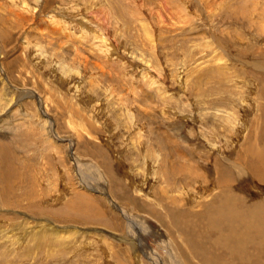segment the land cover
<instances>
[{
	"label": "rangeland",
	"instance_id": "1",
	"mask_svg": "<svg viewBox=\"0 0 264 264\" xmlns=\"http://www.w3.org/2000/svg\"><path fill=\"white\" fill-rule=\"evenodd\" d=\"M58 1L0 0V264H263L264 0Z\"/></svg>",
	"mask_w": 264,
	"mask_h": 264
},
{
	"label": "bare ground",
	"instance_id": "2",
	"mask_svg": "<svg viewBox=\"0 0 264 264\" xmlns=\"http://www.w3.org/2000/svg\"><path fill=\"white\" fill-rule=\"evenodd\" d=\"M35 1H38V0H35ZM65 1H67V0H59L58 2H59V4L62 6L61 8H67V6L65 5L66 3H65ZM64 3V4H63ZM25 4V3H24ZM26 5V4H25ZM59 7V6H58ZM69 8V7H68ZM25 9V8H24ZM54 10H56V9H52V13L49 15V22L51 23V24H55V22H56V19L57 18H55V15H56V13H57V11H55L56 13H54ZM61 10V9H60ZM61 13L63 14L64 12L63 11H61ZM59 15V14H58ZM80 15V14H79ZM65 16V15H64ZM77 18H80V17H77ZM76 18V19H77ZM78 20V19H77ZM81 22H83V20L82 19H80V24H81ZM59 23V22H58ZM92 23V22H91ZM60 24H61V22H60ZM62 24L64 25V29L67 27V29H68V26H69V24H67V23H65L64 21H62ZM57 25V24H56ZM59 25V24H58ZM66 25V26H65ZM95 27L96 28H98L99 29V31L101 30V31H103L102 29V27H100L98 24H95ZM52 28V27H51ZM64 29H63V27H59V32L57 31V29H56V31L58 32V33H61L62 31L63 32H65L64 31ZM60 30H61V32H60ZM55 30H51L50 32H54ZM68 31V30H67ZM107 32V31H106ZM69 33H70V35H69ZM103 33H105V31L103 32ZM76 34V35H75ZM88 34L89 33H87V32H84V34H82V33H80L79 34V36L78 37H80L81 39H83V40H86L87 39V36H88ZM67 35L68 36H74V39H75V36H77V33H72V32H68L67 33ZM99 36L97 35L96 36V38L93 36V39H98L100 42H101V44H104V45H108L106 42H107V40H104L102 37H101V39H100V37L98 38ZM73 38V37H72ZM92 41V40H91ZM94 42V41H93ZM95 45V44H94ZM105 46V47H106ZM104 51V50H103ZM143 59V58H142ZM146 65V64H145ZM148 66H149V64H148ZM153 82H155V81H153ZM156 84V83H155ZM185 84V83H184ZM157 90L159 91V92H162V91H160V89L159 88H157ZM162 94H163V92H162ZM229 112V111H228ZM228 116H229V114H228ZM227 116V117H228ZM232 117H233V115H232ZM231 117V118H232ZM223 118H225V117H223ZM203 120V119H202ZM222 120H224V119H222ZM227 121V120H226ZM161 136V135H160ZM161 138H162V136H161ZM2 140H3V142H4V140H6V137L5 136H3L1 133H0V143L2 142ZM162 140H163V138H162ZM157 141V140H156ZM1 143L0 144V151H3L4 150V143ZM159 143H160V141H159ZM3 144V145H2ZM1 145H2V147H1ZM163 147V146H162ZM166 147V146H165ZM160 149H162V148H160ZM262 151V153L264 154V148L261 150ZM260 151V152H261ZM260 152H258V154L256 155V159H257V161H258V165H257V169H262V170H264V158L262 157L263 156V154L262 155H260L259 153ZM172 153V152H171ZM178 153V152H177ZM165 156V155H164ZM179 157V156H178ZM181 157V159L180 160H182V161H184L185 163H186V155L183 153V155H181L180 156ZM253 158V157H252ZM171 160H172V158H170ZM173 159H175V160H177L175 157L173 158ZM168 160V159H167ZM178 161V160H177ZM159 163H160V161H159ZM161 164H163V163H161ZM168 166V167H167ZM167 166H165L164 165V169L163 170H161V172L162 171H164V175H165V177H171V179H175V177H176V175L177 174H179V172L182 170V168L183 167H185L184 166V164L182 165V162H180V163H178V164H171V163H169V165H167ZM189 166V165H188ZM187 166V167H188ZM161 167V166H160ZM186 167V168H187ZM239 168V167H238ZM255 168V169H256ZM218 169V168H217ZM190 170V169H189ZM13 171V170H12ZM217 171V170H216ZM240 171V170H239ZM259 171H261V170H259ZM244 172V171H243ZM246 172V171H245ZM183 173V172H182ZM187 173H188V171H187ZM218 173V172H217ZM258 173H260V172H258ZM263 173V172H262ZM2 174L4 175H8L9 174V170L7 169L6 171H4V172H2ZM161 174V173H160ZM184 174V173H183ZM175 175V177H173ZM259 175V174H258ZM263 175V174H262ZM183 176V175H182ZM186 176V175H185ZM189 176V175H188ZM184 177V176H183ZM218 177V176H217ZM258 177V176H257ZM180 178V177H179ZM205 178V177H204ZM245 178V177H244ZM242 179V178H241ZM240 179V180H241ZM217 180H219V179H217ZM205 181V180H204ZM221 182V181H220ZM224 183H225V181H224ZM223 183H221V184H219V185H222ZM206 186L208 185V184H205ZM204 185V186H205ZM205 188V187H204ZM203 188V189H204ZM204 191V190H203ZM205 192V191H204ZM220 194H222V193H220ZM220 196V195H219ZM218 196V197H219ZM225 196H227V192L225 193ZM221 198H224L223 196H221ZM236 199V198H235ZM235 199L234 198H230V199H226V201H229V202H235ZM234 200V201H233ZM109 201L110 202H112V200H111V198L109 197ZM217 201V200H216ZM237 201V200H236ZM225 202V201H224ZM223 202V203H224ZM113 203V202H112ZM228 203V202H227ZM226 203V204H227ZM237 203V202H236ZM113 205H114V207H116L117 205L115 204V203H113ZM216 205V204H215ZM215 205L213 206V207H215ZM223 205V204H222ZM227 206V208L225 209V211H223V213H221V214H219V216H213V217H219L220 218V216L221 217H227V219H228V221L229 220H234V217H235V213L233 212V210H235L236 209V206H234V205H231L230 203L228 204V205H226ZM221 209H222V207H221ZM220 209V210H221ZM245 209H246V207H245ZM247 210V209H246ZM260 210V209H259ZM245 211V210H244ZM249 211V210H248ZM259 212V211H258ZM257 212V213H258ZM248 213H250V212H248ZM247 213V215H250V214H248ZM251 213H253V212H251ZM256 213V214H257ZM254 214V213H253ZM253 214H251V215H253ZM260 213H258V215H259ZM214 215V214H213ZM227 215V216H226ZM228 215H229V217H228ZM257 216V215H256ZM256 216H254V217H256ZM207 217V216H206ZM212 217V216H211ZM248 217V216H247ZM253 217V218H254ZM131 219H132V217H130ZM201 218V217H200ZM209 218V217H208ZM218 218V219H219ZM249 218V217H248ZM251 218V217H250ZM212 219V218H211ZM223 219V218H222ZM256 219V218H255ZM257 219L258 220H260V221H262L263 223H264V215H260V216H258L257 217ZM210 220V219H209ZM224 220V219H223ZM254 220V219H253ZM133 221V220H132ZM131 221V222H132ZM214 221V220H213ZM213 221H211V224H213L214 222ZM219 221V220H218ZM217 221V222H218ZM206 222V221H205ZM213 222V223H212ZM220 222V221H219ZM242 222V221H241ZM247 223V222H246ZM233 224H236V222L235 221H233L232 222V224L231 225H233ZM215 225V224H214ZM213 225V226H214ZM219 226H221V223L220 224H218ZM245 225V224H244ZM250 225H251V223H250ZM253 225V224H252ZM251 225V226H252ZM254 225H256V224H254ZM216 226V225H215ZM236 226V225H235ZM247 226H248V224H247ZM226 227V226H225ZM231 227V226H230ZM242 227V226H241ZM254 227V226H253ZM39 228L41 229V233L40 234H42L43 235V238H42V236H39L38 237V239L37 240H39L38 242L40 243L41 241H43V240H47V238H49V236H51V235H49V233H46V232H48L49 230H50V232H53V225H46V224H44V223H40V225H39ZM44 228V229H43ZM208 228V227H207ZM211 228H213V227H210V229ZM218 228V227H217ZM220 228V227H219ZM217 229V230H219L220 232H221V230L220 229ZM223 228V227H222ZM232 229L231 230H233V231H235V229H234V227H231ZM214 229V228H213ZM212 229V230H213ZM255 228H243V229H240V230H238V231H235L236 233H235V236H234V238H233V240H234V242L233 243H231L229 240H225L223 243L224 244H222L221 246H223L224 248H229V249H232V254L234 255L233 257L235 258V257H237V261H239L240 259V257L237 255V256H235V254H241L242 256H244L245 255V252L243 251V250H247L248 248H249V245H252L254 242H256V243H258V244H263V246H264V242H262V241H256V236H254L253 238H255V241H253L252 239V234H254L253 232L255 231L254 230ZM257 229V228H256ZM46 230V231H45ZM48 230V231H47ZM211 230V231H212ZM222 230H224V229H222ZM226 230H227V228H226ZM241 230H243L242 232H241ZM241 233H240V232ZM253 231V232H252ZM239 232V233H238ZM54 233V235H56V237H58L59 235L57 234V231H55V232H53ZM215 233V232H214ZM225 233V232H224ZM256 233H259V236H257V237H260V238H263L264 239V232L262 231V230H259V231H257ZM211 234V233H210ZM216 234L217 233H215V236H216ZM220 234V233H219ZM35 235V233L32 235V236H34ZM37 235V234H36ZM49 235V236H48ZM31 236V238H33ZM226 236V235H225ZM223 239V238H222ZM216 240V239H215ZM224 240V239H223ZM261 240V239H260ZM217 241H218V238H217ZM219 242V241H218ZM219 244H221L220 242H219ZM261 245H258V246H261ZM212 247H214V246H212ZM253 247H256V245L254 246L253 245ZM214 249V248H213ZM220 249V248H219ZM228 249V250H229ZM242 249V251H240ZM252 249V248H251ZM255 249H257V248H255ZM255 249H252V250H254V251H256ZM217 250V249H216ZM228 250H226V252L227 253H230V251H228ZM251 250V251H252ZM259 250V249H258ZM218 251V250H217ZM224 251V250H223ZM250 250H249V252H251ZM191 252H193V251H191ZM215 252V251H214ZM225 252V251H224ZM259 252H260V250H259ZM259 252L257 253V255H259ZM218 253V252H217ZM248 253V252H247ZM246 253V254H247ZM263 252H261L260 253V255H263L262 254ZM232 254H231V256H232ZM249 254V253H248ZM216 255V254H215ZM230 255V254H229ZM249 255H252V254H249ZM254 255V254H253ZM256 256V255H255ZM223 257V256H222ZM239 257V258H238ZM246 257V256H245ZM254 257V256H253ZM258 257V256H257ZM256 257V259H258ZM233 258V259H234ZM251 258V257H250ZM228 259V258H227ZM233 259H232V261H233ZM242 259H243V257H242ZM246 260V259H245ZM260 260V259H259ZM235 261V260H234ZM234 261H233V264H234ZM261 261V260H260ZM222 262V261H221ZM255 262V261H254ZM259 262V261H258ZM224 263V262H223ZM226 263V262H225ZM229 263V262H228ZM227 263V264H228ZM242 264L243 263H245L244 261L243 262H241ZM248 263H250V261L248 262ZM260 263V262H259ZM220 264V263H219ZM222 264V263H221ZM235 264H236V262H235ZM253 264V263H252ZM263 264H264V258H263Z\"/></svg>",
	"mask_w": 264,
	"mask_h": 264
},
{
	"label": "water",
	"instance_id": "3",
	"mask_svg": "<svg viewBox=\"0 0 264 264\" xmlns=\"http://www.w3.org/2000/svg\"><path fill=\"white\" fill-rule=\"evenodd\" d=\"M106 196L109 198V195L108 194H106Z\"/></svg>",
	"mask_w": 264,
	"mask_h": 264
}]
</instances>
